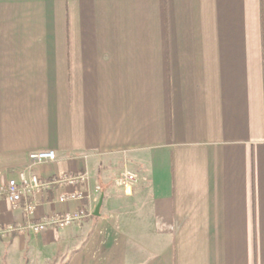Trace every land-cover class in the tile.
Instances as JSON below:
<instances>
[{
    "label": "crops",
    "instance_id": "obj_1",
    "mask_svg": "<svg viewBox=\"0 0 264 264\" xmlns=\"http://www.w3.org/2000/svg\"><path fill=\"white\" fill-rule=\"evenodd\" d=\"M40 150L90 199L34 219L91 214L0 197V264H264V0H0V184Z\"/></svg>",
    "mask_w": 264,
    "mask_h": 264
},
{
    "label": "built area",
    "instance_id": "obj_2",
    "mask_svg": "<svg viewBox=\"0 0 264 264\" xmlns=\"http://www.w3.org/2000/svg\"><path fill=\"white\" fill-rule=\"evenodd\" d=\"M54 160L55 153L52 150L33 151L28 155V165L19 171L18 176L8 177L0 184V197H4L11 208L20 207L25 215V222L16 227L17 232L21 234L26 232L37 234L47 228L63 229L80 222L91 214L87 207L80 206L73 211H53L37 220L34 219L38 203L33 196L41 191L51 189L53 185L72 189L62 190L58 193L57 201L59 203L90 199L88 190L89 175L86 171L60 174L49 180H43L36 173L31 172L32 166ZM136 178V173L133 170L124 167L116 174L113 183L126 195H129L132 192ZM95 189L99 190V187L97 186Z\"/></svg>",
    "mask_w": 264,
    "mask_h": 264
},
{
    "label": "water",
    "instance_id": "obj_3",
    "mask_svg": "<svg viewBox=\"0 0 264 264\" xmlns=\"http://www.w3.org/2000/svg\"><path fill=\"white\" fill-rule=\"evenodd\" d=\"M101 201H102V198H100V200H99V202H98V204H97V206L95 208V212H94L95 215H98V210L100 208Z\"/></svg>",
    "mask_w": 264,
    "mask_h": 264
}]
</instances>
